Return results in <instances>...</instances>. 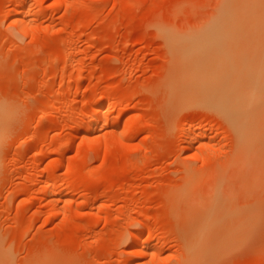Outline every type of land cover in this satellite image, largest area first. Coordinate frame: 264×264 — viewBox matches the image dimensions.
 I'll use <instances>...</instances> for the list:
<instances>
[{
  "label": "rangeland",
  "instance_id": "obj_1",
  "mask_svg": "<svg viewBox=\"0 0 264 264\" xmlns=\"http://www.w3.org/2000/svg\"><path fill=\"white\" fill-rule=\"evenodd\" d=\"M242 1L0 0V264H264V103L239 157L164 37ZM256 25L210 46L213 73L249 36L264 53Z\"/></svg>",
  "mask_w": 264,
  "mask_h": 264
},
{
  "label": "bare ground",
  "instance_id": "obj_2",
  "mask_svg": "<svg viewBox=\"0 0 264 264\" xmlns=\"http://www.w3.org/2000/svg\"><path fill=\"white\" fill-rule=\"evenodd\" d=\"M262 4H264V0H244L239 5H226L221 14L222 25L216 24L196 35L183 37L173 31L164 32V30H159L163 36L165 33L164 37L171 49L181 51L182 58L185 60H194L190 72L192 78L199 80L206 98H209L210 102L231 117L232 123L239 130V157L243 153L244 146L248 145L250 141L248 136L254 128V117L260 116V107L264 105L261 104L260 107L257 105L260 102L264 103V56H262L264 53L260 52V43L253 41L252 37L249 36V39L242 43V49L237 53V56L241 57L243 61L239 66L237 57L235 58L236 53H226V58L228 59V74L223 76L221 72L215 71L213 73L212 70L218 65V56L215 54L212 55L209 50L211 45H218L224 41L227 45L230 44L228 48L231 51L233 46L231 45V39L236 37L237 30L240 31L244 27L245 30L247 29L250 32V29L255 30L254 27L258 26L256 24L263 26L264 14L258 10L255 11ZM15 10L14 13L19 15L20 11L18 10L21 9ZM253 11L255 12L251 15ZM20 25L21 27L24 25L23 30L28 29L26 28L28 24L25 27V20H20ZM215 56L217 57L214 62ZM9 107H0V139L5 128L4 122L5 120L8 121L12 113V109ZM84 140L89 141L86 138ZM85 144L83 143V146L87 148L89 144ZM91 144L90 142L89 146ZM106 146L104 145L103 147L104 151ZM236 159L238 158L236 157ZM47 190L49 192V188ZM50 194L52 195V191H50ZM59 202L57 201V203ZM54 209V213H56L58 208L54 207ZM210 215L202 223L205 229L217 222L213 218V213ZM147 248V243H143V256H148V250L150 249Z\"/></svg>",
  "mask_w": 264,
  "mask_h": 264
}]
</instances>
